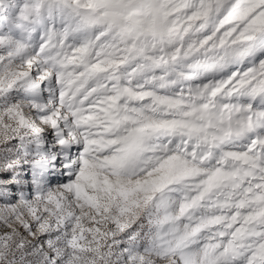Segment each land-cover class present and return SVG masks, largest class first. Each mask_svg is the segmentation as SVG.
<instances>
[{
    "label": "snow or ice",
    "instance_id": "1",
    "mask_svg": "<svg viewBox=\"0 0 264 264\" xmlns=\"http://www.w3.org/2000/svg\"><path fill=\"white\" fill-rule=\"evenodd\" d=\"M0 264H264V0H0Z\"/></svg>",
    "mask_w": 264,
    "mask_h": 264
}]
</instances>
